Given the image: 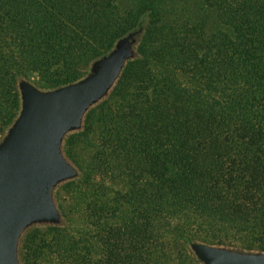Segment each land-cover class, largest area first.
<instances>
[{"label":"trees","instance_id":"obj_1","mask_svg":"<svg viewBox=\"0 0 264 264\" xmlns=\"http://www.w3.org/2000/svg\"><path fill=\"white\" fill-rule=\"evenodd\" d=\"M147 17L142 58L67 141L84 177L60 188V207L70 224L61 194L80 188L93 228L79 240L63 236L69 225L32 229L25 264L44 232L74 264H200L192 240L264 251V0L124 11L115 0H0V137L19 109V74L48 88L75 81ZM115 96L104 146L80 160L75 145ZM123 179L128 191L107 186Z\"/></svg>","mask_w":264,"mask_h":264},{"label":"water","instance_id":"obj_2","mask_svg":"<svg viewBox=\"0 0 264 264\" xmlns=\"http://www.w3.org/2000/svg\"><path fill=\"white\" fill-rule=\"evenodd\" d=\"M150 18L90 61L75 81L54 88L19 74V109L0 137V264H25L23 245L34 228L68 227L58 191L84 172L68 156V139L86 128L88 115L116 90L139 51ZM200 264H264V251L200 240L189 242Z\"/></svg>","mask_w":264,"mask_h":264},{"label":"rangeland","instance_id":"obj_3","mask_svg":"<svg viewBox=\"0 0 264 264\" xmlns=\"http://www.w3.org/2000/svg\"><path fill=\"white\" fill-rule=\"evenodd\" d=\"M139 0H115L116 5L121 11L133 10L137 8V3ZM177 0L180 2V7H190L194 0ZM198 0H196L197 2ZM191 2V3H190ZM214 31V30H213ZM156 39L154 40V43ZM120 101V96H115L106 108L99 112L93 119V132L88 137H82L78 140L74 147V152L80 160H86L91 157L95 150H98L107 140L108 135L104 131L105 121L110 122L111 115L114 114L116 107ZM104 146V145H103ZM120 181L117 184L109 182L107 186L110 190L115 192H125L130 188V185L126 184V179ZM88 190L89 187L85 186ZM83 190V189H82ZM81 189L77 187H71L70 189H65L61 194V199L63 203L67 206L68 219L70 229L67 232H63V236L73 237L74 239H80L81 234L92 230V224L90 219L86 216V211L83 210L82 204L79 201H84L81 197ZM68 226V227H69ZM93 233V232H92ZM59 234L44 232L36 241L31 245L29 249V256L32 264H74L72 259L63 258L60 253L54 250V241ZM96 244V243H95ZM99 248L98 251L102 249V246L96 244Z\"/></svg>","mask_w":264,"mask_h":264}]
</instances>
